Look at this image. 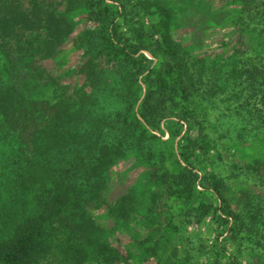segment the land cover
<instances>
[{"label":"rangeland","instance_id":"1","mask_svg":"<svg viewBox=\"0 0 264 264\" xmlns=\"http://www.w3.org/2000/svg\"><path fill=\"white\" fill-rule=\"evenodd\" d=\"M155 1L171 14L176 69L161 92L187 88V110L205 115L199 135L207 153L195 172L215 191L198 195V181L189 189L173 174L171 145L160 142L169 141L168 128L180 132L168 142L178 155L188 127L171 118L155 134L163 157L124 158L110 171L101 216L92 206L86 211L118 254L108 264H264V55L257 36L264 0ZM80 2L0 0V156H28L33 134L79 114L91 88L106 78L105 57L86 55ZM149 87L159 90L156 80ZM146 91L140 79L122 93ZM224 214L231 219L223 227Z\"/></svg>","mask_w":264,"mask_h":264},{"label":"trees","instance_id":"2","mask_svg":"<svg viewBox=\"0 0 264 264\" xmlns=\"http://www.w3.org/2000/svg\"><path fill=\"white\" fill-rule=\"evenodd\" d=\"M79 7L87 13L86 55L105 57L106 78L91 88L79 114L56 118L37 130L28 156H0V264H108L118 258L86 209L92 206L101 216L110 171L124 158L132 156L138 162L163 157L155 149L161 141L155 134H163L161 125L167 119L188 127L178 155L168 142L180 132L168 128L169 141L160 142L171 145L167 155L177 167L173 174L184 177L189 189L198 181L203 190L195 186L198 195L215 191L195 172L207 153L199 135L205 115L187 110V88L161 92L176 73L170 11L155 0H81ZM257 36L258 51L264 55V25ZM143 52L158 61L154 67ZM124 70L123 82L118 78ZM113 78L116 87L110 85ZM140 79L147 87L145 95L124 96V88H138ZM152 80L159 90H151ZM172 82L173 87L182 84ZM178 105L179 110L173 109ZM190 128L198 135L189 134ZM224 215L219 216L223 227L231 219ZM233 227H239L237 221Z\"/></svg>","mask_w":264,"mask_h":264}]
</instances>
